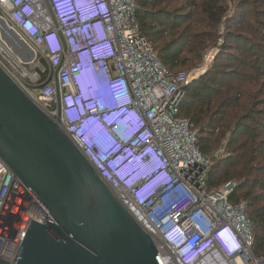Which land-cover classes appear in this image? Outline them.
<instances>
[{"label":"built area","instance_id":"1","mask_svg":"<svg viewBox=\"0 0 264 264\" xmlns=\"http://www.w3.org/2000/svg\"><path fill=\"white\" fill-rule=\"evenodd\" d=\"M136 10V0H0V20L21 44L17 54L0 31V68L53 121L59 96L62 130L152 237L162 264H264L249 253L247 204L230 201L236 186L208 189L213 160L226 150L204 156L199 131L180 115L186 88L206 70H168L142 35ZM85 76L99 94L90 107L77 99ZM113 102L121 108L111 110ZM132 161L141 165L138 175L125 172ZM49 213L0 157V261L15 262L31 221L55 225ZM166 220L181 228L182 248L163 241ZM227 228L241 244L229 257L215 243Z\"/></svg>","mask_w":264,"mask_h":264},{"label":"water","instance_id":"2","mask_svg":"<svg viewBox=\"0 0 264 264\" xmlns=\"http://www.w3.org/2000/svg\"><path fill=\"white\" fill-rule=\"evenodd\" d=\"M0 31L18 54L17 36ZM0 68V157L55 221H31L13 264H162L152 237L60 126ZM0 264H9L0 261Z\"/></svg>","mask_w":264,"mask_h":264},{"label":"rangeland","instance_id":"3","mask_svg":"<svg viewBox=\"0 0 264 264\" xmlns=\"http://www.w3.org/2000/svg\"><path fill=\"white\" fill-rule=\"evenodd\" d=\"M224 7L227 9L221 23L213 28L210 26L208 17L202 13L201 7H193L192 3L184 4L180 2L172 4L169 7H162L168 13L176 17H184L191 14L192 18L189 22L182 25V29L188 27L190 37H196L192 40L191 47L183 50L181 60L177 67L172 69L176 72H186L188 74L196 71L206 70L205 77L213 67L222 68L226 73H234L236 78L224 79L223 93L221 96L222 103L232 104L229 107V112L237 114V120L229 121L227 128L220 132L221 137L219 141L213 143L210 147L206 157H212L213 154L224 148L225 155L217 160H213L212 170H217L218 177L228 179L226 182L220 184L219 187L233 183L240 188L237 197L246 201L244 195L249 193L261 197L262 201L259 207L264 206V0H221ZM50 16L51 13L49 12ZM239 23L242 26H237ZM182 31V30H181ZM181 33V32H180ZM236 34L243 37V42L248 46H255L256 48L247 51L244 48L241 51L240 45L226 46L227 35ZM189 35L185 38L189 39ZM183 36L179 32L167 35L166 41L169 37ZM212 36V39L210 38ZM198 37V38H197ZM249 41V43H248ZM247 43V44H246ZM252 45H251V44ZM190 45V44H189ZM246 46V47H247ZM240 52L242 58L247 62V67H238L236 63L227 62L228 55H234L238 58ZM256 55H259V63L252 65ZM211 58V59H210ZM210 59V60H209ZM209 60V61H208ZM257 65H260L259 68ZM45 64L42 63V67ZM46 67V66H45ZM215 67V68H216ZM227 75V74H223ZM199 78V79H201ZM198 79V80H199ZM232 89V90H230ZM236 101L237 107L233 104ZM218 113L220 108H215L213 112ZM237 125V126H236ZM256 135L254 142L246 131ZM233 131L237 134L235 142L232 144L229 141L233 137ZM223 133V134H222ZM241 133V134H238ZM217 131V135H218ZM246 143V144H245ZM243 145H246L245 147ZM240 160L235 167L228 168V165ZM210 171V172H211ZM226 174V175H225ZM225 175V176H224ZM263 225V223H260ZM256 225L252 227L253 245L250 247V255L263 256V253H257L254 249Z\"/></svg>","mask_w":264,"mask_h":264},{"label":"trees","instance_id":"4","mask_svg":"<svg viewBox=\"0 0 264 264\" xmlns=\"http://www.w3.org/2000/svg\"><path fill=\"white\" fill-rule=\"evenodd\" d=\"M180 2H185L184 4L192 3L193 7H201L202 13L208 17L210 26L213 28L217 27L221 23L225 14L227 13V9L224 7V4L221 0H136V17L142 35L154 47L162 64L168 70L174 73L177 72L173 71L172 69L177 67L179 64L183 50L188 46V48H190L192 45L191 41L193 39L196 40V37H190L188 33L185 34L187 31L190 33V29H188V27L182 29V25L191 20V14L185 15L184 17H176L168 13L166 9L162 8L169 7L172 4H177ZM242 25L243 24L239 23L237 26ZM177 32L183 36L182 39L172 36L170 39L168 37L166 41L161 43L163 40H165L167 35L175 34ZM187 35H189L188 40L185 39ZM210 38L212 39V36H210ZM243 40V37H240L236 34H228L227 42L229 43H226V46L240 45L241 43L242 48L241 46L239 48L241 51L246 48L247 51L251 49L252 52H255L253 49L256 47L250 43L252 46L248 48V46L245 45L246 41L242 43ZM243 55L245 54L242 52H240L238 58H236L234 55H228L226 60L227 62L236 63L238 67L244 68L248 65L247 62L242 58ZM258 58L259 55H256L254 60H257ZM255 63H259V60L254 61L251 64L254 65ZM257 66L259 68L260 65ZM215 67H213L205 77L193 81L186 88V96L180 111V115L183 118L188 119L194 129L199 131L198 147L203 155L208 154L211 149L210 146L215 143L216 140L217 142L219 141L221 137L220 132L225 130L229 124V121L227 120H233V123L235 120H237V114H234V112H229V107L232 104V101L229 104L221 102L223 97L221 96L224 86L223 80L234 79L236 77L233 75L234 73H226L224 69ZM233 104L239 107V105L236 104V101H233ZM216 107L220 108L218 113H216V111L215 113L213 112ZM217 131L219 133L218 135ZM234 132L235 131H233L234 136L231 137V140L229 141L232 144L235 142V137L237 135ZM246 134L248 135V138L254 142L256 135L250 133L249 129L246 131ZM243 146L245 147L246 145ZM238 162L242 161L237 160L236 162L228 165V168L229 166L235 167ZM218 172L219 171L217 170H212L209 173V190L219 188L220 184L228 180L222 177L223 175L218 177ZM239 192L240 188H235L230 198L232 203L244 201L237 197ZM244 198L246 199L244 202L247 204V215L252 224L256 225L254 249L257 251V253H263L264 206L259 207L262 199L261 197H257V195L255 196L249 193L245 194ZM260 223H263V225H260ZM256 257L262 258L264 255H256Z\"/></svg>","mask_w":264,"mask_h":264},{"label":"clouds","instance_id":"5","mask_svg":"<svg viewBox=\"0 0 264 264\" xmlns=\"http://www.w3.org/2000/svg\"><path fill=\"white\" fill-rule=\"evenodd\" d=\"M109 97L116 100L115 94L113 91L110 92ZM77 99H82L87 103V107H90L91 104L99 99V94L96 88L94 80L85 76L82 83L78 86V95ZM122 103L113 102L112 107L110 108L113 111H117L121 108ZM141 171V165L137 161L129 162L125 167V172L130 175H138ZM145 179H148L149 185H154L155 180L151 175L147 176ZM141 181H138V185H143ZM162 231L166 233V236L163 238V241L170 247L179 249L186 244V238L183 236L181 228L179 226L173 225L169 220H166L162 225ZM198 238H194L185 246V250H192L195 241ZM216 246L219 247L223 253L229 257L232 254H238L241 250V244L238 236L230 228L224 229L221 233L215 237ZM203 257V255H200Z\"/></svg>","mask_w":264,"mask_h":264}]
</instances>
